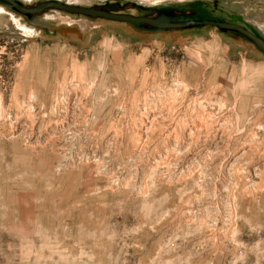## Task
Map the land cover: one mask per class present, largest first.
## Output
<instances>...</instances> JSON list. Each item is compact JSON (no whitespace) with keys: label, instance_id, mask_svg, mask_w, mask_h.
I'll return each mask as SVG.
<instances>
[{"label":"rangeland","instance_id":"rangeland-1","mask_svg":"<svg viewBox=\"0 0 264 264\" xmlns=\"http://www.w3.org/2000/svg\"><path fill=\"white\" fill-rule=\"evenodd\" d=\"M60 1L201 4L264 38V0ZM104 22L71 40L0 16V264H264V51Z\"/></svg>","mask_w":264,"mask_h":264},{"label":"water","instance_id":"water-1","mask_svg":"<svg viewBox=\"0 0 264 264\" xmlns=\"http://www.w3.org/2000/svg\"><path fill=\"white\" fill-rule=\"evenodd\" d=\"M1 4L6 5L15 11L26 14L28 20L38 24H47L39 19V13L46 7H62L64 9L82 12L90 16H100L104 18L124 21L138 31L161 32L171 29H190L195 27H203L213 25L220 29L231 33L234 31L243 36L246 40L252 42L256 47L264 51V38L251 31L247 26L238 22H227L220 19L219 15H209L201 4H196L194 15L187 14L186 6H161L156 8L137 6L139 13H132L124 4L117 2L116 4H100L90 7H68L57 4L54 1L40 2L38 5H25L19 0H0ZM133 6H136L133 4ZM179 12V14L176 13ZM156 12L154 16L149 13ZM233 19L242 20L239 15H233Z\"/></svg>","mask_w":264,"mask_h":264},{"label":"bare ground","instance_id":"bare-ground-1","mask_svg":"<svg viewBox=\"0 0 264 264\" xmlns=\"http://www.w3.org/2000/svg\"><path fill=\"white\" fill-rule=\"evenodd\" d=\"M19 1L25 5H34L36 4V2L40 0H19ZM48 1H54L62 6L83 7V4L81 5V3L79 4L73 3L72 1L67 3L65 1H60V0H48ZM75 12L77 11L58 7L57 10L53 9L51 12H46L43 14L40 13L41 15L39 14V19L41 21L47 22V24H38L31 21L30 22L27 21L23 16V14L21 13L18 14L12 8H9L6 5L0 3V16H8L11 20H13L17 25L20 26L21 30H23L26 34H29L30 36H33L34 34L37 35L43 34L45 29H47L46 27H49L50 29L57 30L60 36L64 34H68L71 37V40H75V38L82 39L83 37L89 39V37L91 36L90 33L93 29H97L105 25L104 22L105 18L104 20L99 19L101 21L98 22L97 21L98 19L90 20V18H88L87 16L75 14ZM135 30H129V32L138 34L137 33L138 30L137 31ZM144 33H150V32H144ZM159 33H163V32H157L156 34ZM164 40H170V36L165 37Z\"/></svg>","mask_w":264,"mask_h":264},{"label":"flooded vegetation","instance_id":"flooded-vegetation-1","mask_svg":"<svg viewBox=\"0 0 264 264\" xmlns=\"http://www.w3.org/2000/svg\"><path fill=\"white\" fill-rule=\"evenodd\" d=\"M181 6H182V5H181ZM195 9H196V5H195V7H193V11H192V12H188V11H187L188 8L186 7V11H185V12H186L187 14H189V15H194V13H195ZM138 13H139V10H138ZM138 13H135V14H138ZM153 13H154V12H153ZM176 13L179 14L178 11H176ZM155 14H156V12H155ZM155 14H154V15H155ZM148 15H149V16H154V15H152V13H149ZM194 16H195V17H200V16H196V15H194ZM214 16H216V15H214ZM220 19H221V18H220ZM223 21H224V20H223ZM227 22H238V20H234V19H233V16H232V20H231V21H227ZM231 33H236V32H231Z\"/></svg>","mask_w":264,"mask_h":264}]
</instances>
